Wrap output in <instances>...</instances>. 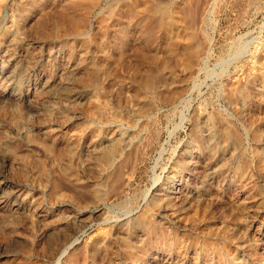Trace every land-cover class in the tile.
Returning a JSON list of instances; mask_svg holds the SVG:
<instances>
[{
    "label": "rangeland",
    "instance_id": "374dc122",
    "mask_svg": "<svg viewBox=\"0 0 264 264\" xmlns=\"http://www.w3.org/2000/svg\"><path fill=\"white\" fill-rule=\"evenodd\" d=\"M78 1L0 0V264H264V0Z\"/></svg>",
    "mask_w": 264,
    "mask_h": 264
},
{
    "label": "bare ground",
    "instance_id": "6f19581e",
    "mask_svg": "<svg viewBox=\"0 0 264 264\" xmlns=\"http://www.w3.org/2000/svg\"><path fill=\"white\" fill-rule=\"evenodd\" d=\"M83 1V0H81ZM80 0L78 2H81ZM86 1V0H85ZM88 1V0H87ZM91 2V0H89ZM88 1V2H89ZM94 2V1H93ZM144 6V5H143ZM129 13L133 16V18H139V17H143L144 15L146 16V14L148 13V11L145 8H142L138 5L133 4L132 6L129 7L128 9ZM127 13V12H125ZM152 13L158 15L159 17H161L164 22H163V26L168 30L169 27H171V25L175 24L178 22L177 20V16L176 13L174 11H171L170 9L167 8H154ZM158 19V18H157ZM161 19V20H162ZM159 21V20H158ZM160 23V21H159ZM182 37V36H181ZM169 47V46H168ZM200 47V46H199ZM95 82V81H94ZM32 88V87H31ZM97 97V93L96 91L92 88V89H88L85 91V93L82 94V96L79 97L80 100L86 99V98H96ZM43 101V100H42ZM211 134H210V139H213L215 137V133L213 130H210ZM117 147V146H116ZM112 150V148H111ZM108 152L110 150H107ZM106 151V152H107ZM115 151V150H113ZM111 152V151H110ZM104 154H106L104 152ZM108 154V153H107ZM106 154V155H107ZM170 199V198H169Z\"/></svg>",
    "mask_w": 264,
    "mask_h": 264
}]
</instances>
